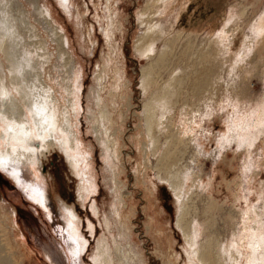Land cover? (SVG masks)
Here are the masks:
<instances>
[{
    "label": "rangeland",
    "instance_id": "374dc122",
    "mask_svg": "<svg viewBox=\"0 0 264 264\" xmlns=\"http://www.w3.org/2000/svg\"><path fill=\"white\" fill-rule=\"evenodd\" d=\"M263 20L264 0H0L3 110L56 105L75 146L0 166L8 261L264 264Z\"/></svg>",
    "mask_w": 264,
    "mask_h": 264
},
{
    "label": "bare ground",
    "instance_id": "6f19581e",
    "mask_svg": "<svg viewBox=\"0 0 264 264\" xmlns=\"http://www.w3.org/2000/svg\"><path fill=\"white\" fill-rule=\"evenodd\" d=\"M262 22H264V20ZM149 30H150V28H148L146 30V32L140 36V38L138 40L139 42L137 43V44H139V46L137 45V47L139 50H141L142 54H147L152 50L151 45L147 44L144 41L146 36H148ZM143 72L145 73V81H146L149 77L152 76L153 68L150 67L147 69V67H144ZM203 86H205L204 89H212L213 81H212L211 76L206 77V79L203 83ZM13 87H15L17 89L18 85H13ZM9 91L10 90L8 89V86L5 84H2V91H1L2 92V99L0 100V166L1 167L2 166L4 167L3 164L5 163V160H7L9 157L10 158L12 157L11 159L13 161L25 160L28 163L35 165L37 160L39 159L40 154H42L43 151H45V150H50L51 148L58 147V146L65 149L67 152H69V150L71 151L74 149L75 146L73 143V141H74L73 140V130H72L69 112L67 114L65 112V114L60 115L59 107L54 105V107H52L47 112L41 113L42 111H45V109H46L45 108L46 105H45L44 107L43 106H41L40 108H33L32 107L30 109V111L34 117L33 119H35V121L30 120V119H24L23 116H20L19 118H15L14 116L8 115V113L5 112V110H3V105L5 104V98L8 97ZM171 96H172V94L169 97H171ZM145 109H146V115H147L146 116V122L150 128V127H152L154 120H155L156 105H155V103L149 104L148 102H146L145 103ZM66 110L67 109H65V111ZM38 140H40V141L37 142ZM37 144L39 146H37ZM74 162H75L74 160H71L72 164H74ZM75 166H76V164H74V167ZM173 185L174 184L172 183V187H175ZM66 210L68 211L69 216L66 217L65 222L69 226L70 230L73 231V233L74 232L77 233V230H78L77 217L74 214L73 209L66 208ZM179 218H180V216H179ZM1 228L2 227L0 225V229ZM185 232H186V230H185ZM75 235L73 236L74 239L76 238ZM261 239L263 241L264 236H262ZM261 242H259V244ZM193 243H195V242H193ZM251 243H254V242H251ZM263 243H264V241H263ZM85 245L86 244L83 245V248L85 247ZM195 245H196V243H195ZM195 245L191 244L190 246H193V248H194ZM197 245H198V243H197ZM184 247L188 248V247H186V245ZM205 247H206V245H205ZM243 247L246 248V245L244 244ZM255 247L256 246H254V248ZM200 248H202V246ZM257 248H259V246ZM189 252L190 251H188V253ZM259 252H261V251H257V249H256V253H259ZM221 253L224 254L223 251ZM210 254L211 253L209 252V249H208V252H207V250H203V251H197L196 250V253L194 255H192L191 259L195 260L196 263L200 262L202 264H215L214 263L215 261L213 259L214 257L212 256L213 257L212 258L210 256ZM259 256H257V257H259ZM220 258H221V256H220ZM8 259H9L8 255L4 256L2 254V249L0 248V264H11L10 260L8 261ZM259 261H257V264H259L258 263ZM250 264H252V263H250Z\"/></svg>",
    "mask_w": 264,
    "mask_h": 264
}]
</instances>
